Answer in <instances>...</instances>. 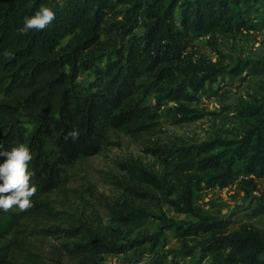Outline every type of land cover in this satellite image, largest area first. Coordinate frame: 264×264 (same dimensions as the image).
I'll list each match as a JSON object with an SVG mask.
<instances>
[{"label":"rangeland","instance_id":"obj_1","mask_svg":"<svg viewBox=\"0 0 264 264\" xmlns=\"http://www.w3.org/2000/svg\"><path fill=\"white\" fill-rule=\"evenodd\" d=\"M184 1L113 0L101 43L88 53L89 63L84 64L75 81L87 114L85 128L77 138L69 136L67 130L56 133L48 129L34 116L20 113L12 118L0 114V145L6 150L19 143L29 146L34 154L29 163L30 182L45 181L47 192L42 199L59 212L58 216L44 213L38 220L40 224L90 226L118 246L154 235L160 230L162 217L176 222L197 221L194 214L167 202L136 167L172 181L176 164L156 155L153 147L233 136L240 121L236 105L264 94V73L256 76L248 68L241 70L243 61L264 63V5L243 10L242 18L227 29L193 35L180 59L144 69L127 100L110 99V106L104 107V92L107 94L111 85L107 88L106 80L100 78L110 66L129 69L132 53L146 57L150 65L155 51L149 54L142 49L148 9L165 11L174 4V15L179 20ZM198 65L213 66L220 72L211 80L204 79V72L196 71ZM179 85L180 93L170 97L171 88ZM14 99L15 95L0 89V103ZM103 112L109 113L107 138L96 142L93 121ZM4 159L0 156V163ZM179 184L176 181V189ZM255 185L247 186L241 177L227 186L202 185L205 187L194 192L195 203L204 216L227 219L234 229L244 223L264 228V212L255 215L259 209L264 210V178H256ZM135 188L141 191L136 194ZM27 234L25 231L21 236L45 258L63 259L66 264H148L164 251L168 253V264L211 261L210 255L202 256L200 248L189 256L179 254L174 258L173 251L182 247L175 229L164 231L157 251L146 243L120 253L99 249L92 253L93 242L87 233L72 238Z\"/></svg>","mask_w":264,"mask_h":264},{"label":"trees","instance_id":"obj_2","mask_svg":"<svg viewBox=\"0 0 264 264\" xmlns=\"http://www.w3.org/2000/svg\"><path fill=\"white\" fill-rule=\"evenodd\" d=\"M255 4L263 6L264 0H187L182 4L179 20L174 15V4L165 11L148 9L142 49L149 54L155 51L154 59L149 65L146 57L132 53L129 69L114 66L104 69L100 78L106 80L107 88L111 86L107 94L104 92L103 106L109 107L110 99L124 101L131 97L136 79L144 69L180 59L193 35L227 29L234 20L242 18L243 10L248 11ZM42 5L52 7L56 19L41 31L31 30L22 35L19 29L23 17L33 15ZM113 5V0H0V89L15 95L10 103H0V114L12 118L20 113L34 116L56 133L83 130L87 114L75 81L84 64L89 63L88 53L101 43ZM244 68L256 76L264 73L263 62L243 61L241 70ZM198 69L208 80L220 72L206 65H198ZM180 87L170 86L173 92L170 97L179 94ZM235 112L240 121L232 137L152 148L156 155L176 164L172 181L136 167L149 185L164 194L167 202L194 214L197 221L176 222L162 217L160 230L154 235L116 246L90 226L40 224L38 220L44 213L58 216L59 212L42 199L47 192L45 181L33 180L30 184H35L37 191L31 198V207L0 209V264H66L63 259L45 258L36 251L33 243L21 236L25 231L28 237L43 238H72L87 233L93 242L92 253L96 249L120 253L146 243L157 251L164 231L169 229H175L182 242V247L173 251L174 258L179 254L189 256L200 248L202 256H211L208 264H264V228L244 223L234 229L227 219L204 216L194 198L195 190L205 187L202 185L227 186L241 177L247 186H256L255 179L264 178V94L244 100L236 105ZM93 125L94 141L107 138L109 113L103 112ZM176 181L180 182L178 189ZM138 191L141 189H133L136 194ZM175 192L177 197H173ZM263 212L259 209L255 215ZM193 240L195 244H191ZM148 264H168L167 251L157 253Z\"/></svg>","mask_w":264,"mask_h":264},{"label":"clouds","instance_id":"obj_3","mask_svg":"<svg viewBox=\"0 0 264 264\" xmlns=\"http://www.w3.org/2000/svg\"><path fill=\"white\" fill-rule=\"evenodd\" d=\"M55 19V10L48 5H42L33 15L23 17L19 31L22 35L28 34L31 30L41 31ZM78 135V130L69 132V136L73 139ZM33 155L26 143L16 144L10 150L0 145V156L6 157L0 163V209L6 211L13 206H18L20 209L32 206L31 198L37 191L36 185L30 184L32 172L29 170V163Z\"/></svg>","mask_w":264,"mask_h":264}]
</instances>
